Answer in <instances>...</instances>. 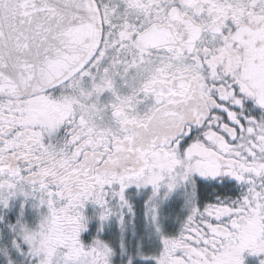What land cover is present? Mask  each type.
I'll use <instances>...</instances> for the list:
<instances>
[{
	"label": "snow or ice",
	"instance_id": "obj_1",
	"mask_svg": "<svg viewBox=\"0 0 264 264\" xmlns=\"http://www.w3.org/2000/svg\"><path fill=\"white\" fill-rule=\"evenodd\" d=\"M0 264H264V0H0Z\"/></svg>",
	"mask_w": 264,
	"mask_h": 264
}]
</instances>
